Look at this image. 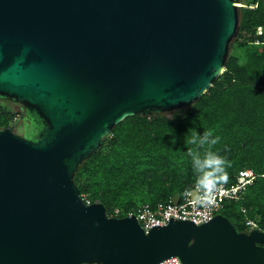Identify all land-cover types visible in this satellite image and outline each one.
Masks as SVG:
<instances>
[{"label": "water", "instance_id": "obj_1", "mask_svg": "<svg viewBox=\"0 0 264 264\" xmlns=\"http://www.w3.org/2000/svg\"><path fill=\"white\" fill-rule=\"evenodd\" d=\"M235 2L0 0V96L40 123L31 138L0 129V264H264L258 228L218 213L145 232L133 215L86 204L74 182L122 119L188 107L212 86Z\"/></svg>", "mask_w": 264, "mask_h": 264}, {"label": "trees", "instance_id": "obj_2", "mask_svg": "<svg viewBox=\"0 0 264 264\" xmlns=\"http://www.w3.org/2000/svg\"><path fill=\"white\" fill-rule=\"evenodd\" d=\"M246 1L237 7V38L212 86L188 107L132 115L115 124L75 172L84 199L101 202L107 213L117 207L123 216L143 204L156 206L174 193L182 195L197 183L188 155L196 146L188 141L193 130L210 131L219 137L212 151L230 164L225 184L242 169L256 174L242 197L226 202L219 213L238 231L248 230L246 219L264 231V0ZM23 116L39 120L27 109ZM15 119L16 113L0 103V129Z\"/></svg>", "mask_w": 264, "mask_h": 264}, {"label": "built area", "instance_id": "obj_3", "mask_svg": "<svg viewBox=\"0 0 264 264\" xmlns=\"http://www.w3.org/2000/svg\"><path fill=\"white\" fill-rule=\"evenodd\" d=\"M255 177L256 174L252 169L239 170L233 183L217 185L216 190L210 196H206L198 188V183H194L182 195L180 194L176 203L169 198L168 202L159 203L156 206L143 204L123 216L133 215L145 232L152 227L166 225L171 219L189 220L197 225L206 223L219 213L226 202L240 199L247 186L253 183ZM82 199L86 204L91 203L88 199L83 197ZM242 211L245 212V209ZM119 213L120 210L117 207L110 213L106 212L108 217H123L119 216ZM244 223L248 230L257 228V223L251 219H246ZM178 260L177 257L172 256L163 259L158 264H178ZM180 264L183 263L180 261Z\"/></svg>", "mask_w": 264, "mask_h": 264}, {"label": "clouds", "instance_id": "obj_4", "mask_svg": "<svg viewBox=\"0 0 264 264\" xmlns=\"http://www.w3.org/2000/svg\"><path fill=\"white\" fill-rule=\"evenodd\" d=\"M218 141L219 137H213L210 131L198 134L195 130H193L191 139L188 141L196 146L189 149L188 155L192 158V165L197 173L198 188L206 196H210L216 190L217 185L226 182V169L230 167L229 162L224 157L212 151V146ZM200 149H204L203 154H201ZM178 264H180L179 260Z\"/></svg>", "mask_w": 264, "mask_h": 264}, {"label": "rangeland", "instance_id": "obj_5", "mask_svg": "<svg viewBox=\"0 0 264 264\" xmlns=\"http://www.w3.org/2000/svg\"><path fill=\"white\" fill-rule=\"evenodd\" d=\"M235 1H236L235 2L236 5L246 6V2H247L246 0H243L242 2H239L238 0ZM258 32H260V29H258ZM236 38H237V33L234 34L231 42ZM0 103L6 105L9 109L13 110L16 113V119L14 123L9 126L12 128L11 130H13L16 134L28 138H31L36 134L37 131L35 129L26 126V123L29 122L30 119L23 116L26 112V109L23 108V106L19 102L0 96Z\"/></svg>", "mask_w": 264, "mask_h": 264}, {"label": "flooded vegetation", "instance_id": "obj_6", "mask_svg": "<svg viewBox=\"0 0 264 264\" xmlns=\"http://www.w3.org/2000/svg\"><path fill=\"white\" fill-rule=\"evenodd\" d=\"M2 97V96H1ZM22 105V104H21ZM23 106V105H22ZM23 108H24V106H23ZM26 109V108H25ZM38 122H37V125H35V124H33V122L32 121H29V122H27L26 123V126H28V127H31V128H33V129H35L36 131L38 130V128L40 127V124H39V120H37Z\"/></svg>", "mask_w": 264, "mask_h": 264}]
</instances>
